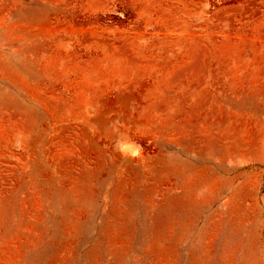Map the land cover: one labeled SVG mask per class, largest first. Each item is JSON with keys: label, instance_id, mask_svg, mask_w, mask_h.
Wrapping results in <instances>:
<instances>
[{"label": "rangeland", "instance_id": "1", "mask_svg": "<svg viewBox=\"0 0 264 264\" xmlns=\"http://www.w3.org/2000/svg\"><path fill=\"white\" fill-rule=\"evenodd\" d=\"M0 264H264V0H0Z\"/></svg>", "mask_w": 264, "mask_h": 264}]
</instances>
